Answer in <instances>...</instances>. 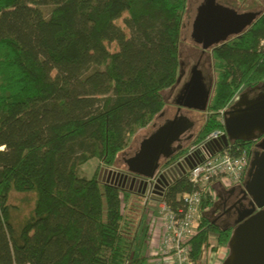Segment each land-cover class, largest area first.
I'll use <instances>...</instances> for the list:
<instances>
[{
    "label": "trees",
    "instance_id": "obj_1",
    "mask_svg": "<svg viewBox=\"0 0 264 264\" xmlns=\"http://www.w3.org/2000/svg\"><path fill=\"white\" fill-rule=\"evenodd\" d=\"M186 4L0 0V264H148L138 200L128 203L137 187L101 183L97 170L88 177L82 166L97 159L112 167L163 109L177 80ZM210 61L213 88L191 143L224 129L219 111L264 81V9L242 34L214 47ZM253 145L235 141L231 152L250 156ZM187 147L160 167L173 165ZM172 167L176 175L159 198L177 210L193 186ZM11 192L35 193L18 228ZM212 202L204 199L201 212ZM212 232L227 246L231 230L201 217L188 241L194 264Z\"/></svg>",
    "mask_w": 264,
    "mask_h": 264
},
{
    "label": "water",
    "instance_id": "obj_2",
    "mask_svg": "<svg viewBox=\"0 0 264 264\" xmlns=\"http://www.w3.org/2000/svg\"><path fill=\"white\" fill-rule=\"evenodd\" d=\"M260 13L237 12L217 0H203L196 8L191 37L203 51L212 50L242 34ZM178 81L179 77L175 84ZM212 86V83H205L201 70L194 66L183 85L180 100L176 101L178 109L206 111ZM222 119L225 131L221 141L223 146L239 140L254 141V145L242 184L232 186L243 191L249 207L234 222L227 242L228 254L221 264H264V81L239 93L222 112ZM192 126L193 121L183 114L167 119L139 142L132 155L124 159L127 171L152 178L162 161L184 149L180 144L181 136ZM175 166L186 174L192 163L184 155L178 158Z\"/></svg>",
    "mask_w": 264,
    "mask_h": 264
},
{
    "label": "rangeland",
    "instance_id": "obj_3",
    "mask_svg": "<svg viewBox=\"0 0 264 264\" xmlns=\"http://www.w3.org/2000/svg\"><path fill=\"white\" fill-rule=\"evenodd\" d=\"M203 0H187L186 9L182 19L181 32H180V46H179V67H178V75L179 81L181 83L185 79V74L187 75L192 65L200 58V67L201 64L204 63V68L202 70L206 77L212 81L213 72L210 64V49L202 50L199 45H197L192 37H191V29H192V21L194 19L196 8ZM220 3L233 7L238 12H247V11H257L261 12L264 9V0H247L246 2H241L237 0H218ZM125 16V15H123ZM116 23L120 25L123 29H125L124 24L122 22V18L116 20ZM126 30V29H125ZM107 48L109 51L113 52L117 49L116 43L111 42L107 43ZM203 66V65H202ZM177 88H172L169 94V103L170 106L167 108V113L169 115H173L174 107L173 98L175 97V90ZM236 100V98H235ZM233 100V101H235ZM232 101V102H233ZM185 114L193 120V126L186 133L183 134L180 144L186 148L191 144L192 139L200 128L202 122L204 121L205 112L199 111H189L185 112ZM159 122V121H157ZM151 127H146V129H142L138 131L133 138H131L128 142L127 148L120 153L115 163L112 167H105L97 159H91L89 162L85 163L82 166V173L88 177L94 174L96 171L97 177L101 183L109 182L116 185H120V183L129 182L128 188L132 189L139 195L134 196L136 194H131L129 198V204L134 201L135 198L138 200L137 211L139 216H141V228L146 229V240L147 237H151L152 232L155 230L154 237H158L161 230L160 220L158 221V217H160L161 205H160V196L164 189V180H162L161 173L158 170H161L162 167L159 166L158 172L152 178L145 179L141 176L136 177L139 180V184L135 182H130L126 177L133 178L132 176H128L126 172V165L124 163V158H127L129 155L133 154L138 147V143L142 137H144ZM188 134H191V138L189 140L185 139ZM184 138V139H183ZM186 146V147H185ZM162 163V162H161ZM161 175V176H160ZM126 176V177H125ZM128 180V181H127ZM224 182H228L227 179H223ZM145 186L143 185V183ZM147 183V184H146ZM124 185V184H122ZM139 185V187H138ZM231 186H224L221 183H214L212 186V196L211 200L212 204L204 209L202 212L200 210L199 219L201 217L207 218L210 217V213H216V204L218 203L217 194H220V189L230 188ZM151 195H156L159 197H153ZM35 200L34 192H11L9 195V202L14 205L15 209L12 212V221L15 226L18 228L23 223L24 219L30 214L32 211ZM149 214V215H148ZM154 218L156 219L155 223L149 227L150 220ZM200 222V220H198ZM155 226V227H154ZM146 240L144 241V245H146ZM203 249L200 255V264H221L222 260L228 254L227 246L217 244L216 234L210 233L207 239V242L203 245ZM147 248V246H146ZM149 262V261H148Z\"/></svg>",
    "mask_w": 264,
    "mask_h": 264
},
{
    "label": "built area",
    "instance_id": "obj_4",
    "mask_svg": "<svg viewBox=\"0 0 264 264\" xmlns=\"http://www.w3.org/2000/svg\"><path fill=\"white\" fill-rule=\"evenodd\" d=\"M237 97L238 93L233 100ZM226 108L219 111L222 125V112ZM224 133V129L213 130L201 140L188 145L183 153L182 156L187 155L192 163L186 176L193 190L181 196L184 204L177 210H172L160 199L161 211L158 221L160 220L161 230L158 237H154V230L147 239V252L150 256L148 264H194L188 241L197 231L202 201L211 198L212 186L215 182L224 186L242 184L249 155L245 150L232 153L231 143L223 146L221 141ZM171 166H175V163ZM159 172L161 173V170ZM224 178L228 182H224ZM155 221L156 219L152 218L149 227Z\"/></svg>",
    "mask_w": 264,
    "mask_h": 264
},
{
    "label": "flooded vegetation",
    "instance_id": "obj_5",
    "mask_svg": "<svg viewBox=\"0 0 264 264\" xmlns=\"http://www.w3.org/2000/svg\"><path fill=\"white\" fill-rule=\"evenodd\" d=\"M199 60H200V58L192 65L188 74L184 75L185 76L184 80H188V78L191 76L192 69H193V66L195 64H197L199 62L198 65H200ZM202 67L204 68V63L201 64V67H200L201 70H202ZM202 72H203V70H202ZM204 76H205V83L207 85H210V83L212 82V85H213V81H214L213 76H212V81L209 80L205 74H204ZM185 83H186V81L184 82V84ZM181 84H182V82L178 83L176 85V86H178V88H177L178 94H179V91L181 90ZM183 85H182V88H183ZM176 86H174L173 88H176ZM179 96L180 95H176V97L174 98L175 101L180 100ZM167 167H165V168H167ZM165 168L163 167V169H165ZM167 172H169V171H167ZM167 174H169V173H167ZM165 176H166V174H165ZM217 199H218V201H217L218 203L216 204V207H215L216 213L215 214L210 213L209 214L210 217H207L205 219H207L210 224L214 225L215 227H217L220 230H225L223 228L226 226H228V228L226 230H228V229L232 230L235 220L241 214H243V212L249 207L248 206V199L239 187H232V186L230 188L220 189V194H217Z\"/></svg>",
    "mask_w": 264,
    "mask_h": 264
},
{
    "label": "crops",
    "instance_id": "obj_6",
    "mask_svg": "<svg viewBox=\"0 0 264 264\" xmlns=\"http://www.w3.org/2000/svg\"><path fill=\"white\" fill-rule=\"evenodd\" d=\"M203 2V1H202ZM201 2V3H202ZM217 2L218 3H220L218 0H217ZM200 3V4H201ZM199 4V5H200ZM220 4H223V3H220ZM223 5H225V4H223ZM226 6H228V5H226ZM230 7V6H229ZM231 8H233V7H231ZM236 10V9H235ZM237 11V10H236ZM238 12V11H237ZM196 14V13H195ZM195 17V16H194ZM198 45V44H197ZM201 47V46H200ZM210 51H211V49H210ZM200 61V60H199ZM199 63V62H198ZM198 63L197 64H195L194 66H197V68L198 69H200L201 70V68H200V65H198ZM210 64H211V61H210ZM193 66V67H194ZM212 69V68H211ZM201 72H202V70H201ZM202 75H203V77H204V79H205V76H204V72H202ZM189 79V78H188ZM187 82L188 80H183L182 81V84H181V90L179 91V94H178V90H176V89H174L176 92H175V97H176V95H180V92L182 91V85L184 84V82ZM212 83V82H211ZM178 84V83H177ZM177 84H175L174 86H176ZM173 86V87H174ZM173 87H171L170 89H168L167 91H166V94H165V104H164V106H163V109L161 110V112L160 113H158L156 116H155V118L153 119V121L151 122V124H149L147 127H151V130H149V132L144 136V137H146V136H148L152 131H154L158 126H160L161 124H163L167 119H170V118H172V117H174L176 114H183V115H185V116H187L186 114H185V112H189V111H195V110H187V109H185V108H183V107H181L180 109H178V105H177V103H176V101H175V97L173 98V104H172V106L174 107V113H173V115H169V113H167V108H168V106H170V103H169V92H170V90L173 88ZM176 88H178V86H176ZM244 89H241L240 90V92H238V95H239V93H241L242 91H243ZM177 107V108H176ZM180 110V111H179ZM199 112H201V111H199ZM205 112V111H204ZM188 117V116H187ZM189 118V117H188ZM189 119H191V118H189ZM157 121H159V122H157ZM191 121H193L192 119H191ZM194 123V122H193ZM144 129H146V127L144 128ZM189 131V130H188ZM187 131V132H188ZM186 132V133H187ZM186 133H184V134H186ZM190 135L191 134H188L186 137H184L185 139H187V140H189V138H191L190 137ZM183 136V135H182ZM182 136H181V138H182ZM144 137H142L141 138V140L144 138ZM183 138V139H184ZM140 140V141H141ZM139 141V142H140ZM181 141V140H180ZM138 145H139V143H138ZM182 145V144H181ZM186 147V146H185ZM183 148H184V146H183ZM136 151V150H135ZM122 153V152H121ZM132 155V154H131ZM130 156V155H129ZM128 156V157H129ZM127 157V158H128ZM125 159V158H124ZM90 161V160H89ZM88 161V162H89ZM126 170V172L127 173H125V174H128V176H132L133 178H135V177H138V175H135V174H132V173H129L128 171H127V169H125ZM159 171V170H158ZM157 171V172H158ZM167 171H169V172H167ZM171 171V172H170ZM174 171H177V169L175 168V167H172V166H168L167 168H165V169H161V175H163V177H161L162 178V180H164V186L168 183V182H170L171 181V179L176 175V173L174 174ZM167 173H169V174H167ZM171 173V174H170ZM165 174H166V176H165ZM155 175V174H154ZM160 175V176H161ZM173 177H172V176ZM126 177V176H125ZM142 177V176H141ZM172 177V178H171ZM144 178V177H143ZM145 179H148V178H145ZM150 179V178H149ZM216 184H219V182H215ZM147 184V183H146ZM148 238V237H147ZM146 245H147V240H146Z\"/></svg>",
    "mask_w": 264,
    "mask_h": 264
},
{
    "label": "bare ground",
    "instance_id": "obj_7",
    "mask_svg": "<svg viewBox=\"0 0 264 264\" xmlns=\"http://www.w3.org/2000/svg\"><path fill=\"white\" fill-rule=\"evenodd\" d=\"M200 46V45H199Z\"/></svg>",
    "mask_w": 264,
    "mask_h": 264
}]
</instances>
